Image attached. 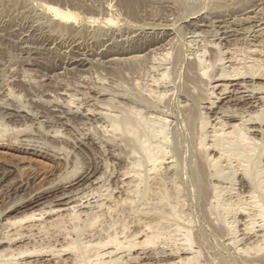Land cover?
I'll use <instances>...</instances> for the list:
<instances>
[{
  "label": "rangeland",
  "instance_id": "rangeland-1",
  "mask_svg": "<svg viewBox=\"0 0 264 264\" xmlns=\"http://www.w3.org/2000/svg\"><path fill=\"white\" fill-rule=\"evenodd\" d=\"M53 7L73 14L76 19L68 22L53 16ZM109 16L111 22L106 21ZM90 19L94 20L91 22ZM251 43L260 45L259 48L264 50V0H0V251L11 249V254L8 251V255L2 253L6 258L9 257H4L3 260L20 261L22 257L15 254L18 250L25 247L39 249L43 246L45 253L39 252L42 257L36 255L32 258V264H47L42 261L43 258L57 254L55 250L60 245L56 243V236L67 229L65 233H72V236L69 235L71 238H75L78 230H81L77 236L82 237L80 239L83 241L91 233L97 235L99 232L98 235H101L106 227L118 229V232L107 229L108 233L116 231L118 235L123 231L124 235L131 234L137 228L135 220L158 217L162 228L165 229L167 224L165 231L170 240L164 236L165 239L156 241L159 243L155 244L157 246L151 247L149 244L138 247L153 254L151 264H161L159 259L163 255L171 251L174 253L175 249L181 250L185 246L184 238H181L183 228L190 230L191 247L194 251L198 250L197 255L200 256H197L198 264H264V238H254L257 234L264 236V219L252 216L255 220L252 226L254 222L256 226H250L253 230L250 227L247 230V213L238 208L248 202L246 200L251 193L256 194L259 200L264 199V88H261L264 87V57H258V61L254 55L249 57L247 48L252 46ZM218 53L221 54L220 57ZM194 55L203 57L205 64L209 65L210 78L201 74L195 63L198 57ZM216 56L221 62L215 60ZM240 65L250 67L251 70ZM232 66H239L243 72L241 78L239 75L234 76L237 81H231L233 76L229 77L235 69ZM253 66L255 68L252 69ZM219 73H225L222 82L214 81ZM162 77L164 78L160 79ZM152 79L158 85H153ZM237 82L246 85L242 91L235 88L234 84ZM215 84L218 87H214ZM220 84L229 87L221 90ZM258 85L261 87L258 88ZM153 88L158 91L155 90V93ZM254 99H257V105L253 104ZM126 107L131 111L129 116L136 114L132 119H141L140 122L146 124L142 126L143 129L147 127L144 129L146 133L143 130L139 133L137 141L129 135L126 136L128 140L118 131L111 130L112 119L121 117V110L126 111ZM133 108L134 112L140 109L138 114H134ZM248 115L253 116L250 118ZM217 121L236 122L240 123V128L244 127L243 130L247 128L245 131L256 145V150L251 154L252 164L249 163L247 168L248 174L244 172L245 163L236 157L228 159L229 161L222 157L216 165L212 162L209 164L210 158L218 157L217 151L211 146V126ZM161 125H165L162 135ZM136 144L155 147L153 152L158 150L155 153L163 154L162 159L165 161H161L156 170L152 169L150 163L146 164L144 154ZM204 148L205 151L209 149V152L205 153ZM253 159L260 160L258 167L254 166L257 161L255 163ZM140 161H145L143 168L140 167ZM250 170L259 173L258 182L263 181L260 183L263 190L255 189L252 175L256 173L253 174ZM250 174L252 177L248 176ZM139 179H144L143 187ZM213 189L219 191L217 199ZM133 190L135 191L132 192ZM101 202L106 204L105 207L108 204L113 207L114 202L116 205L119 202V205L112 210L110 207L107 214L104 208L101 210L95 206ZM121 202H127L126 206ZM251 205L254 207L251 208ZM251 205L247 211L252 215L256 206ZM227 206L233 207L226 211L223 207ZM171 208L177 209V216L182 213L179 218H173L175 215L171 214ZM99 210L104 212L101 214ZM138 210L143 213L137 212ZM82 211H89L91 215L86 217ZM39 212L42 213V218L38 215ZM30 213H35V217L40 218L39 221L33 220L38 230L41 225L39 235L35 232L37 236L31 237L33 240L24 238L28 229L25 226L31 225L32 219L21 222L19 226L22 231L18 225L10 226L7 220L11 217L20 219ZM72 213L80 216V220L77 215L73 218ZM59 214L62 218L57 217ZM95 214L97 217L99 214L104 217L99 216L94 224L84 220H90ZM168 224H171V230H167L170 229ZM176 227L180 230L177 231ZM103 231L107 233L106 229ZM104 233L102 232L103 237L106 236ZM121 235H118L120 239ZM10 238L13 241L10 242ZM67 240L70 241L66 239L63 244ZM258 243L263 247V250L260 249L262 252L257 251L255 245ZM245 246L249 255L243 251ZM48 249L54 251L49 252ZM136 250H131L130 253L133 254ZM70 253V250H66L62 253L64 255L60 253L61 258H51L57 261V258L70 256Z\"/></svg>",
  "mask_w": 264,
  "mask_h": 264
},
{
  "label": "bare ground",
  "instance_id": "bare-ground-1",
  "mask_svg": "<svg viewBox=\"0 0 264 264\" xmlns=\"http://www.w3.org/2000/svg\"><path fill=\"white\" fill-rule=\"evenodd\" d=\"M50 6V5H49ZM51 7V6H50ZM108 7V6H107ZM49 8V7H48ZM50 11V10H49ZM51 12H53L54 13V15L53 16H58V18H61V19H64V20H66V21H73V20H75L76 19V17L73 15V14H71V13H65V12H63V11H61L60 9H58V8H52V11ZM112 15V14H111ZM110 17V16H109ZM107 18L106 19V21H109V22H111V17L110 18ZM93 18V17H92ZM94 19H95V21H96V18L94 17ZM94 19H90L91 20V22H92V20H94ZM99 19V18H98ZM59 20V19H58ZM82 20V19H81ZM89 20V19H88ZM61 21V20H60ZM63 21V20H62ZM65 23V22H64ZM104 23H106V22H104ZM113 23V22H112ZM148 43H150V42H148ZM213 44V43H212ZM252 44V43H251ZM210 45V44H209ZM210 46H212V45H210ZM215 47H216V45H214ZM218 46V45H217ZM260 46V45H259ZM259 46L258 45H254V44H252V46L251 47H249V49L247 48V53L249 52L250 53V58H251V56H253L255 59L257 58V60L256 61H258V57H260V59H263V58H261V57H264V50L262 51V49L261 48H259ZM202 47V46H201ZM200 47V48H201ZM205 47V46H204ZM248 47V46H247ZM235 48V47H234ZM239 48V47H238ZM201 49H203V48H201ZM222 49V48H221ZM242 49V48H241ZM241 49H239L240 51H241ZM239 50H238V52H239ZM202 51V50H201ZM203 51H205V50H203ZM234 51H235V49H234ZM243 51V50H242ZM241 51V52H242ZM170 52V51H169ZM221 52V51H220ZM165 53V52H164ZM225 53V52H224ZM155 54V53H154ZM201 54V53H200ZM203 54H204V52H203ZM212 54H213V52H212ZM238 54V53H237ZM244 54V53H243ZM252 54V55H251ZM164 55H166V54H164ZM167 55H168V53H167ZM221 55V54H220ZM220 55H219V53H218V56L220 57ZM230 55H232V53L230 52ZM234 55H236V53L234 54ZM239 55H242L241 53L239 54ZM162 56V55H161ZM195 56V55H194ZM205 56V55H204ZM218 56H216V61H218L219 60V58H218ZM246 56V55H245ZM163 57V56H162ZM161 57V58H162ZM165 57V56H164ZM196 57V56H195ZM198 57V58H197ZM196 58H197V60H196V66L198 67V69L201 71V74L205 77H209L210 75L208 74V70H210L209 69V65H207V64H205V61H204V59H203V57H199V56H197ZM208 57V56H207ZM229 57H231V56H229ZM242 57H243V55H242ZM213 58V57H212ZM235 58V57H234ZM233 57H232V59H234ZM237 58V57H236ZM235 58V59H236ZM240 58V57H239ZM234 59V60H235ZM255 59L253 60V61H255ZM260 59H259V61H260ZM164 60V59H163ZM227 60V59H226ZM237 61H239L238 59H236ZM220 62H221V60H219ZM222 61H223V59H222ZM229 61H231V59H229ZM233 61V60H232ZM231 61V62H232ZM237 61L235 62L234 61V63H236L237 64ZM246 60H244V62H245ZM249 61V60H248ZM207 62H209L208 60H207ZM213 63H215V62H213ZM222 63H224V62H222ZM255 63H257V62H255ZM263 63V62H262ZM209 64V63H208ZM231 64V63H230ZM233 64V63H232ZM242 64H244V63H242ZM245 64H247L246 62H245ZM216 64H214V67H216L215 66ZM217 65H218V63H217ZM235 65V64H234ZM238 65V64H237ZM259 65V64H258ZM193 66V65H192ZM236 66V65H235ZM235 66H232V69H233V67L235 68ZM240 66H242V65H240ZM244 66V65H243ZM242 66V67H243ZM246 66H248V64L246 65ZM197 67H196V73L198 72V69H197ZM225 67V66H224ZM224 67H222V68H224ZM245 67V66H244ZM194 68V67H193ZM221 68V69H222ZM227 68V67H226ZM246 68V67H245ZM247 68H249V70H251L250 69V67H247ZM246 68V69H247ZM253 68H255V66H253L252 67V69ZM220 69V70H221ZM225 69V68H224ZM228 69V68H227ZM232 69H230L231 71H232ZM241 68L238 66V67H236L235 69H233L234 71L231 73V76L229 75V74H227V75H229V77H232V79H231V81H233V80H235L236 79V81H237V78H234V76H238L239 75V77H240V75H242V73L243 72H241L242 70H240ZM245 69V70H246ZM262 69V68H261ZM264 69V68H263ZM213 70H215L214 68H213ZM223 70V69H222ZM257 70V69H256ZM199 71V72H200ZM211 71V70H210ZM226 71V70H225ZM253 71V70H252ZM260 71V70H259ZM223 72V71H222ZM248 72H250V71H248ZM257 72V71H256ZM194 73V72H193ZM210 73V72H209ZM213 73V71L211 72V74ZM216 73V72H215ZM246 73V72H245ZM251 73V72H250ZM258 73V72H257ZM161 74V73H160ZM225 74V73H224ZM224 74H220L219 73V75L217 74V77L215 78L214 76H212V77H214L215 78V80L214 81H221L222 79H224L223 77H224ZM253 74H255V72L253 73ZM162 75V74H161ZM160 75V76H161ZM196 75V74H195ZM251 75V74H250ZM159 76V75H158ZM164 76H165V74H164ZM202 76V77H203ZM223 76V77H222ZM166 77V76H165ZM241 77H243V76H241ZM240 77V78H241ZM245 77V76H244ZM247 77V76H246ZM164 77H162V78H160V79H163ZM210 78V77H209ZM208 78V79H209ZM159 79V80H160ZM204 79H206V78H204ZM212 80H213V78H211ZM153 80H155V79H152V81ZM207 80V79H206ZM229 80V79H228ZM162 81V80H161ZM224 81V80H223ZM156 82V81H155ZM154 81H153V85H158L157 83H155ZM211 82V81H210ZM222 82V81H221ZM155 83V84H154ZM203 83V82H202ZM150 85H152V83H149ZM209 84V83H208ZM207 84V85H208ZM228 84V83H227ZM258 84V83H257ZM163 85V84H162ZM213 85V84H212ZM260 85V84H259ZM258 85V88H260L261 86H259ZM146 86V85H145ZM144 86V87H145ZM149 86V85H148ZM217 85L215 84L214 85V87H216ZM220 86H222L221 88V90H224V89H226V87H229V86H227V85H225V84H220ZM234 86H236L235 88H237V89H240L241 91H242V89L244 88V86H246V85H244L243 83H240V82H237V83H235L234 84ZM254 86H255V84H254ZM143 87V86H142ZM155 87V86H154ZM157 87V86H156ZM218 87V86H217ZM147 88V87H146ZM254 88V87H253ZM262 89L264 88L263 86L261 87ZM148 89V88H147ZM146 89V91H148ZM157 89V88H156ZM155 89V90H156ZM214 89H216V88H214ZM236 89V90H237ZM256 89H257V87H256ZM144 90V89H143ZM143 90H142V92H143ZM153 90H154V88H153ZM152 90V91H153ZM154 90V91H155ZM251 90V89H250ZM250 90H249V92H250ZM156 91H158V90H156ZM156 91H155V93H156ZM225 91H227V90H225ZM225 91H222V93L224 92L225 93ZM244 91V90H243ZM257 91H259V90H257ZM149 92V91H148ZM245 92V91H244ZM150 93V92H149ZM149 93H147L148 95H150ZM154 93V94H155ZM160 93V92H159ZM221 93V94H222ZM143 94V93H142ZM146 94V95H147ZM212 94V93H211ZM219 94V93H218ZM152 95V94H151ZM150 95V96H151ZM156 95H158L159 96V94H156ZM162 95V93L160 94V96ZM213 95V94H212ZM249 95V94H248ZM143 96V95H142ZM244 96H247V94L246 95H244ZM69 97V96H68ZM73 97V96H72ZM249 97V96H248ZM70 98V97H69ZM144 98V97H143ZM253 98V97H252ZM145 99V98H144ZM247 99V98H246ZM70 100H72L71 98H70ZM242 100V99H241ZM141 101V100H140ZM251 101V100H250ZM250 101H249V104H250ZM256 101H257V99L255 100L254 99V101H253V104H256ZM68 102H70V101H68ZM73 102V101H72ZM141 102H143V101H141ZM252 103V102H251ZM70 104V103H69ZM101 104V103H100ZM121 104V103H120ZM119 104V105H120ZM146 104V103H145ZM103 105V104H102ZM116 105V104H115ZM123 105V104H122ZM121 105V106H122ZM257 105V104H256ZM99 106V105H98ZM104 106V105H103ZM102 106V107H103ZM110 106V105H109ZM253 106V105H252ZM255 106V105H254ZM100 107H101V105H100ZM99 107V108H100ZM101 107V108H102ZM105 107H107V106H105ZM122 107H125V105L124 106H122ZM130 107V106H129ZM135 107H136V105H135ZM256 107V106H255ZM259 107V106H258ZM95 108V107H94ZM117 108H119L118 106H117ZM120 109V108H119ZM126 109H127V107H126ZM136 109H137V107H136ZM124 109H122L121 111L124 113H122V116L121 117H117L116 119H114L113 117V123H111V125L110 126H112V128H111V130H115V132H119V133H121V136H122V134H123V137L125 136H130V137H132V139H134V141H137L138 140V135H139V133L141 134V131L143 130V132H144V129H147V127L146 128H144L143 129V127H144V125H146L145 123L144 124H142V122H140V120L141 119H139V120H137V117H135V120L134 119H132V117H134L136 114H135V112L138 114V112L137 111H140V109L139 110H135V112H134V108H133V112H134V116H129V115H131V111H129L128 109V112H127V110L126 111H123ZM131 110V109H130ZM99 111V110H98ZM97 111V112H98ZM101 111V110H100ZM105 111H107V110H105ZM118 111V110H117ZM121 111H118V112H121ZM127 112V113H126ZM96 113V112H95ZM107 112H105V114H106ZM101 114H103V112L101 113ZM105 114H104V116H105ZM108 114V113H107ZM115 115V114H114ZM139 115H140V113H139ZM109 116V115H108ZM112 116V115H111ZM141 116V115H140ZM249 117H250V115H248ZM247 116V117H248ZM253 116V115H252ZM251 116V117H252ZM256 116V115H255ZM241 117V116H240ZM250 117V118H251ZM139 118H141V117H139ZM243 118V117H242ZM249 118V119H250ZM110 119V118H109ZM220 119V118H219ZM244 119V118H243ZM111 121V120H110ZM156 121H158L157 119H156ZM155 121V123H158V122H156ZM160 121V120H159ZM246 121V120H245ZM248 121V120H247ZM246 121V123H248ZM249 121H251V119L249 120ZM242 122V121H241ZM244 122V121H243ZM163 123V122H162ZM253 123V122H252ZM161 124V123H160ZM240 124V123H239ZM239 124H237L236 122H234V123H228V122H226V123H224L223 121H217L215 124H211L212 126H211V128H212V135L211 136H213V138L210 136V138H212V140H213V145L211 144V146L212 147H214L215 148V150L217 151V159L216 158H210L211 157V154H210V160H208V161H210V163L209 164H211V162H212V164H214V165H216V163L218 162V161H220L219 159L220 158H222V159H224L225 160V158H227V160L229 159L230 160V158H231V160H233L232 159V157H236L237 159H240L241 161H243L242 163H245V165L244 164H242V165H244L245 166V171H244V166H242V168H243V171L245 172V174H248V170H247V168H249L248 167V165H249V163H250V159H251V154L252 153H254V151L256 150V145H255V142H254V140L252 139V138H250L249 136H248V134H247V131H245L246 129H244L243 130V128H240V126H239ZM242 124V123H241ZM250 124V123H249ZM201 125H202V123H201ZM200 125V126H201ZM246 125V124H245ZM143 126V127H142ZM158 126H160V125H158ZM162 126V125H161ZM165 126V125H164ZM164 126H162V128L160 129V134L162 135L163 133H164V131L163 130H165L164 129ZM203 126H204V124H203ZM242 126V125H241ZM156 127V126H155ZM246 127V126H245ZM202 130V128L200 129V131ZM157 131V130H156ZM256 131V130H255ZM142 132V134H144V133H146V130H145V132L143 133ZM158 133H159V130L157 131ZM155 134H156V132H155ZM160 134H157V135H159V136H161ZM156 135V136H157ZM141 136V135H140ZM149 136V135H148ZM164 136V135H163ZM162 136V137H163ZM203 136V135H202ZM204 137H205V135H204ZM127 138V137H126ZM149 138V137H148ZM148 138H145V139H147L148 140ZM164 138V137H163ZM162 138V139H163ZM202 138V137H201ZM201 138H199V139H201ZM128 139V138H127ZM144 139V141L146 142V140ZM165 139H166V137H165ZM202 139H204V138H202ZM253 141H252V140ZM129 140V139H128ZM130 140H131V138H130ZM204 140H206V139H204ZM204 140H201L202 142L204 141ZM250 140H251V142H254V143H251L250 142ZM125 142H126V140H124ZM140 141V140H139ZM163 141H165V140H163ZM210 141V140H209ZM131 142V141H130ZM133 142V141H132ZM141 142V141H140ZM139 142V143H140ZM149 142V141H148ZM147 142V143H148ZM199 142H200V140H199ZM208 142V141H207ZM263 142V141H262ZM128 143H129V141H128ZM146 143V144H147ZM150 143V142H149ZM164 143V142H163ZM204 143V142H203ZM145 144V143H144ZM151 144V143H150ZM153 144V143H152ZM257 144V143H256ZM134 145V144H133ZM132 145V146H133ZM137 146L139 145V144H136ZM142 145V144H141ZM162 145V144H161ZM160 145V146H161ZM198 145H199V143H198ZM263 145V144H262ZM155 146V145H154ZM207 146V145H206ZM211 146H209V147H211ZM208 147V146H207ZM261 148H262V146H260ZM135 148V147H134ZM137 148H140V150L142 151V153L144 154V159L147 161V165H148V163H150L151 164V168L152 169H154V170H156L159 166H160V163H162V162H164L163 161V157H162V155H161V153H160V155L158 154V153H155L156 151H158V150H156V151H154L153 152V148L155 149V147H151V145H146V146H138ZM202 148V147H201ZM162 149H163V147H162ZM258 149V148H257ZM139 150V149H138ZM139 150V151H140ZM203 150V149H202ZM206 149L204 148V151H205ZM209 150V149H208ZM205 151V153H207V152H209V151ZM133 151V150H132ZM135 151V150H134ZM133 151V152H134ZM262 151H264V149H262ZM261 151V152H262ZM164 152H165V150H164ZM163 152V153H164ZM168 153V152H167ZM256 153V152H255ZM263 153V152H262ZM262 153H260V154H262ZM209 154V153H208ZM256 155V154H255ZM263 155H264V153H263ZM164 156H165V154H164ZM204 156H206V155H204ZM254 156V155H253ZM140 157H142V156H140ZM167 157V156H166ZM215 157V156H214ZM208 158V157H207ZM140 159V158H139ZM165 159V158H164ZM205 159V158H204ZM259 159H260V156H259ZM136 160V159H135ZM134 160V161H135ZM228 160V161H229ZM254 160V159H253ZM134 161H132V162H134ZM162 161V162H161ZM167 161V160H166ZM206 161V160H205ZM238 161V160H237ZM255 161H257V163L255 162ZM258 161L260 162V160H254V162L256 163V165L258 164ZM137 162V161H136ZM139 162V161H138ZM145 162V161H144ZM143 162V163H144ZM172 162V161H171ZM140 163H142L141 161H140ZM143 163H142V165L140 166V167H144L143 166ZM254 163V164H255ZM133 164V163H132ZM149 164V165H150ZM208 164V163H207ZM250 164H252V162L250 163ZM130 165H131V162H130ZM135 165V164H134ZM138 165H140V164H138ZM240 165V164H239ZM256 165H254L255 167H258V165L256 166ZM129 166V165H128ZM213 166V165H212ZM241 166V165H240ZM252 166V165H251ZM131 167V166H130ZM162 167V166H161ZM253 167V166H252ZM132 168H133V166H132ZM135 168H137L136 166H135ZM127 169V168H126ZM138 169H141V168H138ZM151 169V170H152ZM252 169V168H251ZM261 169V168H260ZM260 169H258L259 171H260ZM123 170V169H122ZM130 170V169H129ZM142 170V169H141ZM148 170H150V169H148ZM147 170V171H148ZM137 171V170H136ZM135 171V173H137ZM146 171V172H147ZM158 171V170H157ZM156 171V172H157ZM251 171V170H250ZM263 171V170H262ZM126 172H127V170H126ZM125 172V173H126ZM150 172V171H149ZM124 173V174H125ZM134 173V174H135ZM250 173V172H249ZM251 173H253V174H255L253 171H251ZM127 175H128V173H126ZM139 173H137V175H138ZM142 174V172L140 173V175ZM144 174V173H143ZM244 174V173H243ZM259 173H256L255 175H252V176H254V181H253V178H252V181L254 182V186L256 185V187H255V189L257 188V189H261V190H263L262 188H260L261 187V182H263V181H261V182H258V177H257V175H258ZM136 175V174H135ZM131 176V175H130ZM145 176V175H144ZM144 176H142V177H144ZM146 176H148V175H146ZM246 176V175H245ZM249 177L251 176V174L250 175H248ZM251 176V177H252ZM259 176V175H258ZM124 177H125V175H124ZM135 177V176H134ZM138 177V176H137ZM136 177V178H137ZM155 177V176H154ZM130 178H132V176L130 177ZM129 178V179H130ZM136 178L134 179V180H136ZM148 177H146V179H147ZM157 178V177H156ZM138 179V178H137ZM159 179V178H158ZM161 179V178H160ZM133 180V179H132ZM140 180V185H142V187H143V183H144V179H139ZM138 180V181H139ZM154 180V179H153ZM155 181V180H154ZM260 181V180H259ZM124 182V181H123ZM126 182H128V181H126ZM130 182H131V180H130ZM150 182V181H149ZM153 182V181H152ZM135 183V182H134ZM138 183V182H137ZM151 183V182H150ZM158 183V182H157ZM252 183V182H251ZM145 184V183H144ZM159 184V183H158ZM263 184V183H262ZM130 185V184H129ZM131 185H134V184H131ZM147 185V184H146ZM252 185V184H251ZM122 186V185H121ZM136 186V185H135ZM138 186V185H137ZM149 186V185H148ZM152 185H150V187H151ZM215 186V185H214ZM216 186H217V184H216ZM138 188H139V186H138ZM137 188V189H138ZM148 188V187H147ZM154 188V187H153ZM136 188H135V190H137ZM254 189V190H255ZM130 190V189H129ZM135 190H133L132 192H134ZM139 190V189H138ZM137 190V191H138ZM142 190V189H141ZM148 190V189H147ZM146 190V191H147ZM149 190H150V188H149ZM214 190V189H213ZM136 191V192H137ZM140 191V190H139ZM138 191V192H139ZM157 191V190H156ZM215 191V190H214ZM213 191V192H214ZM123 192H125V191H123ZM127 192V191H126ZM154 192H155V190H154ZM161 192V191H160ZM218 192L219 191H215L214 192V197L217 199V197H218ZM254 192H256V191H254ZM253 192V193H254ZM259 192H260V190H259ZM118 193V192H117ZM250 193V192H249ZM248 193V194H249ZM261 193V192H260ZM263 193V192H262ZM129 194H130V192H129ZM147 194V193H146ZM131 195V194H130ZM133 195V194H132ZM135 195V194H134ZM137 195H138V193H137ZM140 195V194H139ZM142 195V194H141ZM256 195V194H255ZM255 195H253L252 193L249 195V197H248V199L246 200V201H248L247 203H245V205H242V207L240 206H238V208L240 209V211L241 212H245V213H247V214H245V218H246V220H245V226H246V228H247V230L249 229V227L251 226V227H253V226H256V225H254V223H253V226H252V222H253V220L254 219H252V216L254 217V216H260V217H262L263 219H264V199H262V200H259V199H257V198H259V197H257L256 198V196ZM263 195V194H262ZM127 196V195H126ZM213 196V195H212ZM259 196V195H258ZM135 197H137V196H135ZM141 197V196H140ZM163 197H165V196H163ZM239 197V196H238ZM247 197V196H246ZM263 197V196H262ZM120 198V197H119ZM125 198V197H124ZM132 198V197H131ZM138 198H139V196H138ZM143 198H147V197H144L143 196ZM240 198V197H239ZM238 198V199H239ZM107 199V198H106ZM106 199H105V201H106ZM116 199V198H115ZM123 199V198H122ZM130 199V198H129ZM135 199V198H134ZM141 199V198H140ZM139 199V200H140ZM161 199V198H160ZM109 200V199H108ZM113 200V199H112ZM121 200V199H120ZM124 200V199H123ZM122 200V201H123ZM131 200V199H130ZM136 200V199H135ZM135 200H132V202L133 201H135ZM158 200H159V198H158ZM215 200V199H214ZM221 200V199H220ZM244 200V199H243ZM119 201V200H118ZM126 200H124V202H125ZM161 201V200H160ZM164 201V200H163ZM245 201V200H244ZM96 202V201H95ZM104 202V201H103ZM108 202V201H107ZM106 202V203H107ZM111 201H109V203H110ZM124 202L122 203L121 202V204H124ZM131 202V203H132ZM137 202H139L138 200H137ZM141 202V201H140ZM144 202V201H143ZM216 202H218L217 200H216ZM222 202V201H221ZM225 202V201H224ZM223 202V203H224ZM237 202H239V201H237ZM236 202V203H237ZM97 203V202H96ZM127 203V202H126ZM125 203V204H126ZM130 203V204H131ZM135 203V202H134ZM145 203H147L146 202V200H145ZM231 203V202H230ZM234 203V202H233ZM112 205H113V202L111 203ZM124 204V205H125ZM136 204V203H135ZM134 204V205H135ZM138 204H140V203H138ZM142 204V203H141ZM140 204V205H141ZM158 204H159V202H158ZM157 204V205H158ZM162 204V203H161ZM242 204V203H241ZM244 204V203H243ZM251 204H255V206H256V211H254L255 213L254 214H249L248 212L249 211H247V210H249V205H251ZM72 205V204H71ZM87 205H89L88 203H87ZM105 205L106 204H104V203H102L101 202V204L99 203V204H97V205H95V206H97L98 207V209H99V207H100V209L101 208H104L105 210V212L107 211V210H109L110 209V207H112V206H110L109 204L105 207ZM117 205H119V202H118V204ZM116 205V203L114 202V205H113V207L110 209V210H112V209H115L116 207H114V206H117ZM123 205V206H124ZM132 205H133V203H132ZM139 205V206H140ZM170 205V204H169ZM168 205V206H169ZM226 205V204H225ZM228 205V204H227ZM236 205H238V204H236ZM235 205V206H236ZM240 205V204H239ZM75 206V205H74ZM126 206V205H125ZM136 206V205H135ZM135 206H134V209H135ZM149 206V205H148ZM154 206H155V204H154ZM153 206V207H154ZM158 206H160V205H158ZM215 206H216V204H215ZM220 206V205H219ZM73 207V206H72ZM118 207V206H117ZM122 207V206H121ZM131 207V206H130ZM152 207V209H154ZM172 207V206H171ZM174 207V206H173ZM225 207V206H224ZM223 207V209H228V211H229V209H231L232 207L231 206H227V208H224ZM229 207H231V208H229ZM252 207H254V206H252L251 205V208ZM124 208V207H123ZM127 208V207H126ZM158 208V207H157ZM175 208V207H174ZM177 208V207H176ZM217 208H219L218 207V205H217ZM222 208V207H221ZM235 208H237V207H235ZM58 209V208H57ZM136 209H138V208H136ZM143 209V208H142ZM172 209V211H170L171 212V214H173V215H175V216H173V218H179V215H181L182 213H181V211L179 212V213H181V214H179L178 213V211H177V213L179 214L178 216L176 215V210L177 209H179V207L176 209V210H173V208H171ZM222 209V210H223ZM234 209V208H233ZM66 210V209H65ZM69 210V209H68ZM70 210H71V208H70ZM102 210V209H101ZM119 210V209H118ZM121 210V209H120ZM124 210V209H123ZM130 210V209H129ZM155 210V209H154ZM160 210H162L161 209V207H160ZM237 210V209H236ZM54 211V210H53ZM51 212V214H54V212ZM58 212H59V210H57ZM62 211H63V208H62ZM72 211V210H71ZM92 211V210H91ZM90 211V212H91ZM94 211H95V209H94ZM100 211V210H99ZM103 211V212H104ZM115 211H117V210H115ZM131 211V210H130ZM135 211V210H134ZM152 211V210H151ZM166 211V210H165ZM164 211V212H165ZM227 211V210H226ZM233 211V210H232ZM247 211V212H246ZM4 212V211H3ZM68 212H70V211H68ZM73 212V211H72ZM82 212H84V211H82ZM101 212V211H100ZM100 212H97V213H100ZM103 212H101V214L103 213ZM108 212V211H107ZM106 212V213H107ZM114 212V211H113ZM128 212V211H127ZM136 212V211H135ZM137 212H142L143 213V211H137ZM156 212V211H155ZM157 212H159V210L157 211ZM240 212V213H241ZM252 212V211H251ZM40 214H38L40 217L42 216V213L41 212H39ZM66 213V212H65ZM73 213H75V212H73ZM72 213V217L73 216H76L77 214H81V213H78V212H76L77 214L76 215H74ZM85 213V212H84ZM88 213V214H87ZM87 213H85V215H86V217L88 216L89 217V211L87 212ZM92 213V212H91ZM117 214H118V212H116ZM115 213V214H116ZM119 213H120V211H119ZM124 213H125V211H124ZM129 213H131V212H129ZM129 213H127V214H129ZM145 213V212H144ZM168 213V212H167ZM167 213H166V215H167ZM71 214V213H70ZM108 214V213H107ZM111 214V213H110ZM116 214V215H117ZM126 214V213H125ZM134 214H136V213H134ZM150 214V213H149ZM157 214V213H156ZM159 214V213H158ZM165 214V213H164ZM170 214V215H171ZM244 214V213H243ZM48 215V214H47ZM60 216H57V215H55V217L57 216V217H61L62 215L61 214H59ZM63 215H65V214H63ZM66 215H69V214H66ZM91 215V214H90ZM93 215V214H92ZM96 215V214H95ZM116 215H114V216H116ZM130 215V214H129ZM129 215H127L128 217H129ZM142 215V214H141ZM153 215H155V214H153ZM36 216V214L35 213H30V214H27V215H25L24 217H21L20 219H8L7 218V220H8V223L10 224V226L11 225H13V226H19V225H21V222H23L25 219H27L28 221H29V219H32L31 221H32V224L31 225H28L27 227L25 226V228H28V229H26V233L24 234L25 235V239H26V237L27 238H31L32 236H34L35 235V232H36V234H38L39 235V232L41 231L40 230V228H41V225H40V227L38 226V228H39V230L37 229V227H36V225H35V223L33 224V220H38L39 221V219L40 218H36L35 217ZM45 216V215H44ZM78 216V215H77ZM76 216V217H77ZM99 216H100V214H99ZM98 216V217H99ZM106 216H108V215H106ZM122 216V215H121ZM132 216H133V214H132ZM136 216V215H135ZM162 216V215H161ZM172 216H170V217H172ZM177 216V217H176ZM186 216V215H185ZM64 217V216H63ZM79 217L80 216H78V218L77 219H79ZM92 217V218H91ZM90 218V220L89 219H84V220H87V222L88 223H90V224H94L95 223V221H96V219L98 218L97 217V215L96 216H91ZM104 217V216H103ZM102 217V215L99 217V218H103ZM109 217H110V215H109ZM144 217V216H143ZM151 217V216H150ZM155 217V216H154ZM167 217V219L169 218V215L168 216H166ZM182 217V216H181ZM180 217V218H181ZM6 218V217H5ZM42 218V217H41ZM62 218V217H61ZM67 218V217H66ZM74 218V217H73ZM84 218V217H83ZM98 218V219H99ZM130 218V217H129ZM136 218V217H135ZM140 218V217H139ZM138 218V219H139ZM149 218V217H148ZM153 218V217H152ZM158 218V217H157ZM156 217H155V219H143V220H135L137 223H136V225H137V228L136 227H134L135 225H133V227H134V232H132L131 234H126V235H124L123 234V231L122 230H119V231H122L121 232V234H123V235H121V234H119L118 233V235L120 236H122L121 238L122 239H120L119 238V236L116 234L117 232H118V229H115V228H104L103 230H105L106 229V232L108 231V230H110L111 231V229H115V230H117V232L115 231V230H113V231H115V232H113V233H104V231L102 230V232L106 235V236H102V232H101V230H100V232H101V235H98V233L99 232H97V235H93L92 233V235L90 234L89 235V237H85L86 238V240L85 239H83V241L80 239V238H82V237H79V236H77L78 235V233H79V231H81V230H78V233L75 235L76 237L75 238H71L70 236H72V233H71V235H70V233L68 232V233H65L66 231H68V229L65 231V232H63L62 234L60 233V234H57V236H56V243H58L57 245H60V247H58V249L57 250H55L56 252H57V254L55 255V256H52L53 258L54 257H57V256H59V258H61L60 257V255L63 253V251H65L66 252V250H70L72 253H70L69 255L70 256H68V257H63L62 259H58L57 258V261H55V259H53V258H51V256H47L46 254V256L47 257H49V258H43V262L45 261L47 264H151V262H150V260L152 259V255H150L149 253H151V252H149V253H147V252H145L143 249L144 248H142V249H140V248H138V247H141V246H145L146 247V245H149V244H151V247L152 246H154L157 242H159L158 241V239H163L164 238V236H166V235H169L168 234V232L167 231H165V229H166V226H167V224H165L166 226H165V229L164 228H162L161 226H163V225H159L161 222H159L160 220H158ZM183 218V217H182ZM258 218V217H257ZM256 218V219H257ZM53 219V218H52ZM69 219V218H68ZM76 219V220H77ZM82 219V218H81ZM97 219V220H98ZM110 219H112V218H110ZM116 219H117V217H116ZM137 219V218H136ZM159 219H161V218H159ZM172 219V218H171ZM74 220V219H73ZM80 220V219H79ZM89 220V221H88ZM113 220H115V219H113ZM123 220V219H122ZM162 220V219H161ZM178 220V219H177ZM188 220V219H187ZM41 221H42V219H41ZM55 221H56V219H55ZM54 221V222H55ZM64 221V220H63ZM67 221V220H66ZM65 221V222H66ZM69 221V220H68ZM75 221V220H74ZM73 221V222H74ZM91 221V222H90ZM112 221V220H111ZM118 221H119V217H118ZM181 221H182V219H181ZM255 221V220H254ZM258 221V220H257ZM43 222H45V221H43ZM42 222V223H43ZM50 222H52L51 220H50ZM70 222V221H69ZM76 222V221H75ZM77 222H80V221H77ZM99 222V221H98ZM113 222V221H112ZM112 222H111V224H112ZM117 222V221H116ZM121 222V221H120ZM164 222H166V220L164 221ZM177 222H179V221H177ZM187 222V221H186ZM186 222H184L185 224H186ZM25 223V222H24ZM53 223V222H52ZM81 223V222H80ZM85 223V222H84ZM124 223H125V221H124ZM168 223V222H167ZM173 223V222H172ZM264 223V222H263ZM8 224V225H9ZM36 224H38V223H36ZM39 224H41V223H39ZM54 224V223H53ZM53 224L51 225L50 224V226H53ZM77 225H78V223H76ZM81 224H83V222L81 223ZM87 224V223H86ZM89 224V225H90ZM97 224H100V223H97ZM97 224H96V226H97ZM127 224V223H126ZM162 224V223H161ZM179 224V223H178ZM4 225V224H3ZM56 225V224H55ZM63 225H66V224H64L63 223ZM70 225V224H69ZM74 225V224H73ZM72 225V226H73ZM88 225V226H89ZM107 225H108V223H107ZM106 225V226H107ZM110 225V224H109ZM112 225H114V224H112ZM171 225V224H170ZM170 225L168 224V226H169V228L170 229H167V230H171V228L172 227H170ZM173 225V224H172ZM177 225V224H176ZM261 225V224H260ZM260 225H258V226H260ZM42 226H44L43 224H42ZM88 226H86V228L88 227ZM99 226V225H98ZM102 226V225H101ZM117 226H119V224L117 225ZM178 226V225H177ZM244 226V225H243ZM244 226V227H245ZM257 226V227H258ZM264 226V225H263ZM262 226V227H263ZM5 227V226H4ZM9 227V226H8ZM21 226H19L18 228H20ZM47 227H49L48 226V224H47ZM61 227V226H60ZM92 227H93V225H92ZM91 227V228H92ZM114 227V226H113ZM122 228L124 227V226H121ZM129 227V226H128ZM250 227V229H252ZM24 228V229H25ZM74 228H75V225H74ZM122 228H120V229H122ZM127 229V227H124V229ZM175 228V227H174ZM177 228V227H176ZM179 228V227H178ZM178 228H177V231H179L178 230ZM260 228V227H259ZM17 229V228H16ZM23 229V230H24ZM42 229H43V227H42ZM45 229H46V227H45ZM49 229H50V227H49ZM60 229V228H59ZM63 229V228H62ZM61 229V230H62ZM66 229V228H65ZM71 229V228H70ZM76 229H77V227H76ZM98 229V228H97ZM108 229V230H107ZM123 229V230H124ZM125 229V230H126ZM255 230H256V228H254ZM44 230V229H43ZM75 230V229H74ZM74 230H72V231H74ZM86 230V229H85ZM128 230V229H127ZM131 230V229H130ZM182 230V229H181ZM183 230H184V234H183V236L181 237V238H184V242H185V246L183 247V248H181V250H179V249H175L176 251H174V253L171 251V253H169V254H165V255H163L162 257H161V260L159 259V261H162V263L161 264H198L199 262V260H197L198 258H197V256H199V255H197L198 253H197V251L198 250H196V251H194L193 249H192V244H191V241H192V239H191V234H190V230H185L184 228H183ZM253 230V229H252ZM251 230V231H252ZM263 230H264V228H263ZM16 231H19V230H16ZM16 231H14V232H16ZM21 231H22V227H21ZM58 231V230H57ZM56 231V232H57ZM63 231V230H62ZM89 231H90V228H89ZM20 232V231H19ZM25 232V231H24ZM59 232V231H58ZM77 232V231H76ZM96 232V231H95ZM127 232V231H126ZM125 232V233H126ZM174 232H176V230L174 231ZM247 232V231H246ZM250 232V231H249ZM7 233V232H6ZM18 233V232H17ZM16 233V234H17ZM23 233V232H22ZM21 233V234H22ZM45 233H47L46 231H45ZM48 233H50L51 234V232H48ZM53 233V232H52ZM88 233V232H87ZM178 233V232H177ZM176 233V234H177ZM264 233V232H263ZM262 233V234H263ZM15 234V233H14ZM18 234H20V233H18ZM17 234V235H18ZM41 234V233H40ZM80 234H81V232H80ZM255 234V233H254ZM257 234V233H256ZM9 235H10V233H9ZM70 235V236H69ZM84 235V234H83ZM175 235V234H174ZM173 235V236H174ZM22 236H23V234H22ZM35 236H37V235H35ZM81 236V235H80ZM102 236V237H101ZM12 237V236H11ZM15 237H17V236H15ZM41 237V236H40ZM79 237V238H78ZM168 236H166V238H167ZM178 237H180V236H178ZM256 237H260L261 239L262 238H264V236L263 235H256V236H254V238H256ZM13 238V237H12ZM53 238V237H52ZM52 238H51V240H52ZM169 238V237H168ZM181 238H179V239H181ZM21 239V238H20ZM28 239V240H29ZM32 240H33V238H31ZM30 239V240H31ZM43 239V238H42ZM66 239H69L70 241H68L67 243H65V244H63L64 242H66L65 240ZM165 239V238H164ZM177 239V238H176ZM257 239V238H256ZM260 239V240H261ZM36 240V239H35ZM48 240V239H47ZM168 240H170V238L168 239ZM182 240V239H181ZM11 241H13L11 238H10V242ZM157 241V242H156ZM174 241V240H173ZM177 241H179V240H177ZM258 241H259V239H258ZM263 241V240H262ZM2 242V241H1ZM0 242V243H1ZM36 242V241H35ZM51 242V241H50ZM54 242V241H53ZM254 242H255V240H254ZM253 242V243H254ZM261 242V241H260ZM7 243V242H6ZM8 243H9V241H8ZM15 243V242H14ZM27 243V242H26ZM46 243V242H45ZM55 243V244H56ZM175 243H176V241H175ZM181 243V242H180ZM182 243H183V241H182ZM193 243V242H192ZM263 243V242H262ZM10 244V243H9ZM54 244V245H55ZM159 243H157V245H158ZM164 244V243H163ZM169 244V243H168ZM173 244V243H172ZM259 244V243H258ZM258 244H256L255 246L257 247V251H259L261 248H263L260 244V246L258 245ZM57 245H55V246H57ZM157 245H155V246H157ZM4 246V245H3ZM39 246V245H38ZM41 246V245H40ZM39 246V247H40ZM45 246V245H44ZM49 246H52V245H48V247ZM247 246V245H246ZM245 246V250L243 249V251L245 252L246 251V253H248V249H247V247ZM253 246V245H252ZM251 246V247H252ZM263 246H264V244H263ZM43 246H41V248H42ZM46 248H47V245L45 246ZM137 247V248H136ZM161 247V246H160ZM167 247V246H166ZM180 247V246H179ZM256 247H254L255 248V251H256ZM33 248V247H32ZM36 248H38V247H36ZM36 248H33V249H26V247H25V249H21V250H18V252L17 253H15L16 254V256H21L22 257V260H20V261H11V260H3V258L5 257L4 255H8V253L10 252V254H11V251H9V250H11L10 248L9 249H5L6 251H8V253L6 252V254H5V252H3L4 251V249L2 250V252L0 251V255H2V253H4V255H2V257L0 256V259H2L1 260V263L0 264H32V263H34V262H32V261H34L32 258H34V257H36V255H40V253L39 252H44L45 251V249L43 250V248H42V250H41V248H39V249H36ZM51 248H53V246L51 247ZM154 248V247H153ZM164 248V247H163ZM240 248V247H239ZM249 248V247H248ZM136 249H138V250H136ZM155 249V248H154ZM195 249V248H194ZM241 249V248H240ZM240 249L238 250V251H240ZM247 249V250H246ZM264 249V248H263ZM263 249H261V250H263ZM14 250V249H13ZM131 250H136L135 251V253H133V254H131L130 253V251ZM160 250V249H159ZM170 250L171 249H169V251L168 252H170ZM178 250V251H177ZM250 250H252L251 248H250ZM249 250V251H250ZM260 250V252H262ZM48 251L49 252H51V251H54L53 249L50 251L49 249H48ZM47 250H46V253L48 252ZM147 251V250H146ZM254 251V250H253ZM264 251V250H263ZM14 252V251H13ZM12 252V253H13ZM16 252V251H15ZM56 252H54V253H56ZM242 252V251H241ZM243 252V254H246V253H244ZM45 253V252H44ZM61 253V254H60ZM68 253V252H67ZM161 253V252H160ZM259 253V252H258ZM48 254V253H47ZM51 254H53V253H51ZM65 254V253H64ZM64 254H62V255H64ZM200 254V253H199ZM251 254V253H250ZM256 254V253H255ZM14 255V254H13ZM42 255H43V253H42ZM49 255H50V253H49ZM155 255H156V251H155ZM248 255H249V253H248ZM10 256V258H11V255H9ZM41 256V255H40ZM42 257V256H41ZM156 257V256H155ZM200 257V256H199ZM7 258H9V257H7ZM6 257L4 258V259H7ZM19 259H21L20 257H18ZM18 258H16V259H18ZM13 259H15V258H13ZM37 259V258H36ZM156 259V258H155ZM157 261H158V259H157ZM44 262V263H45ZM43 264V263H42ZM153 264V263H152Z\"/></svg>",
  "mask_w": 264,
  "mask_h": 264
}]
</instances>
